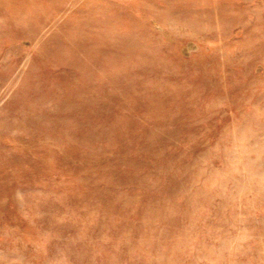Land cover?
I'll list each match as a JSON object with an SVG mask.
<instances>
[{
    "label": "rangeland",
    "instance_id": "1",
    "mask_svg": "<svg viewBox=\"0 0 264 264\" xmlns=\"http://www.w3.org/2000/svg\"><path fill=\"white\" fill-rule=\"evenodd\" d=\"M0 264H264V0H0Z\"/></svg>",
    "mask_w": 264,
    "mask_h": 264
}]
</instances>
